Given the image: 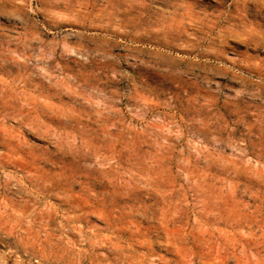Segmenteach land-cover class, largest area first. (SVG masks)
I'll list each match as a JSON object with an SVG mask.
<instances>
[{"label":"rangeland","instance_id":"rangeland-1","mask_svg":"<svg viewBox=\"0 0 264 264\" xmlns=\"http://www.w3.org/2000/svg\"><path fill=\"white\" fill-rule=\"evenodd\" d=\"M137 263L264 264V0H0V264Z\"/></svg>","mask_w":264,"mask_h":264},{"label":"bare ground","instance_id":"bare-ground-1","mask_svg":"<svg viewBox=\"0 0 264 264\" xmlns=\"http://www.w3.org/2000/svg\"><path fill=\"white\" fill-rule=\"evenodd\" d=\"M258 1V0H257ZM260 1V0H259ZM246 2V1H245ZM246 4V3H245ZM262 6V5H261ZM258 7V6H257ZM263 7V6H262ZM221 9V8H220ZM246 9V8H245ZM223 10V9H222ZM260 11H262V9L260 10ZM242 12V11H241ZM245 12V11H244ZM226 13V12H225ZM213 14V13H212ZM224 15V14H223ZM247 18V17H246ZM258 19V18H257ZM243 20V19H242ZM252 20V19H251ZM253 21V20H252ZM194 23V22H193ZM220 23V22H219ZM222 23V22H221ZM218 25H220V24H218ZM244 28H245V25L243 26ZM242 28V27H241ZM251 28V27H250ZM241 34V33H240ZM221 36H222V34H221ZM226 36V35H225ZM238 36V35H237ZM234 37V36H233ZM243 38V37H242ZM225 39H226V37H225ZM224 40V39H223ZM247 40V39H246ZM225 43V42H224ZM230 43V42H229ZM247 44H249V43H247ZM257 48V47H256ZM207 113V112H206ZM144 204V203H143ZM139 209V208H138ZM143 209V208H142ZM147 210V209H146ZM136 211V210H135ZM143 211V210H142ZM156 212V211H155ZM165 213H167V212H165ZM145 214V213H144ZM160 214V213H159ZM163 213H161V215H162ZM168 216V215H167ZM166 217V216H165ZM164 217V218H165ZM39 218V217H38ZM168 218H171V217H168ZM173 218V217H172ZM160 219V218H159ZM151 227V226H150ZM9 232V231H8ZM145 234V233H144ZM167 234V233H166ZM121 235V234H120ZM125 235V234H124ZM157 235V234H156ZM136 236V235H135ZM122 237H123V234H122ZM125 237H126V235H125ZM172 237V236H171ZM127 238V237H126ZM174 238V237H173ZM40 240V239H39ZM174 240V239H173ZM40 242V241H39ZM129 242V241H128ZM147 242V241H146ZM159 243V242H158ZM175 243V242H174ZM145 246V245H144ZM172 246V245H171ZM58 248H59V246H58ZM137 248H138V246H137ZM176 248H178V246H176ZM144 249V248H143ZM145 250V249H144ZM167 250V249H166ZM166 250H165V252H166ZM65 251V250H64ZM84 251V250H83ZM82 251V252H83ZM78 252V251H77ZM85 252V251H84ZM151 252V251H150ZM61 253H62V251H61ZM130 255V254H129ZM146 255H147V253H146ZM148 255H150V254H148ZM40 256H42V255H40ZM61 256V255H60ZM90 258V257H89ZM126 258V257H125ZM164 258V257H163ZM127 259V258H126ZM68 260V259H67ZM122 260H124V259H122ZM142 261V260H141ZM177 261V260H176ZM179 261V260H178ZM157 262V261H156ZM141 263V262H140ZM158 263V262H157ZM163 263V262H162ZM137 264H139V263H137ZM170 264V263H169ZM181 264V263H180Z\"/></svg>","mask_w":264,"mask_h":264}]
</instances>
